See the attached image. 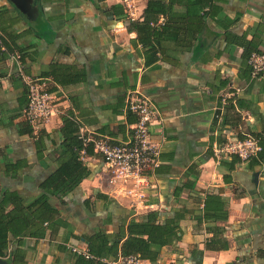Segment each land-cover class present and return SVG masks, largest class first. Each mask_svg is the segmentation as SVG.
<instances>
[{"label": "crops", "instance_id": "crops-1", "mask_svg": "<svg viewBox=\"0 0 264 264\" xmlns=\"http://www.w3.org/2000/svg\"><path fill=\"white\" fill-rule=\"evenodd\" d=\"M139 1L141 18L148 0ZM212 2L199 9L200 15L207 14L205 26L191 47L176 49L169 40L166 52L148 64L146 59L152 61V56L128 28L120 0H41L36 22L11 0H0L1 27L14 31V42L25 48L28 72L23 73L17 56L0 64V149L7 160L28 164L11 183L3 177L5 161L0 155V189L15 186L27 194L35 192L57 168L59 129L62 117L70 112L85 134L123 142L132 126L126 103L130 91L149 98L158 111L151 136L161 145L160 168L152 176L145 203L135 207L109 184L98 155L86 159L92 177L65 204L53 200L65 227L58 236L28 239V264H90L78 262L69 249L68 245H87L73 236L99 229L115 236L132 218L159 211L164 219L185 207L194 215L181 221L182 239L164 248L156 263L146 264H264V153L243 162L236 156L218 161L213 151L222 142L241 137L264 144V71L256 77L251 74L241 45L252 41L264 52V0ZM175 9L187 11L179 5ZM72 75L78 76L76 83H62ZM26 76L40 80L47 90L55 88L57 98L59 113L44 127L50 140L42 159L36 139L20 135ZM187 180L195 182L194 200L187 189L177 196ZM195 196L201 200L199 206ZM207 196L223 202L227 219L198 224L195 212L203 209ZM212 206L215 210L211 202L209 210ZM216 226L224 229L228 250L206 248Z\"/></svg>", "mask_w": 264, "mask_h": 264}, {"label": "trees", "instance_id": "trees-1", "mask_svg": "<svg viewBox=\"0 0 264 264\" xmlns=\"http://www.w3.org/2000/svg\"><path fill=\"white\" fill-rule=\"evenodd\" d=\"M212 3V0H148L141 18L129 21L125 11L123 18L127 22L128 28L137 34V42L145 50V53L151 54L152 61L146 59L149 64L158 60L159 52L161 54L166 52L165 42L169 40L174 41L176 49L191 47L205 26L204 15L207 14L200 15L199 9L210 6ZM177 5L185 7L187 11H176L175 6ZM161 17H164L165 21L159 24ZM0 32L2 34L0 37V64L17 56L23 66V73L28 75L24 67L26 63L25 48L14 42V31L9 32L0 24ZM241 45L244 47L243 57L253 75V68L249 64L250 58L254 54H263L264 52L258 50L252 41H244ZM54 78L57 79L55 75ZM77 81L78 76L72 75L62 83H76ZM54 90L55 88H52L48 92L53 93ZM26 91L28 105L27 86ZM127 113L128 123L133 125L136 122V116L128 110ZM62 123L59 129L61 144L56 149L57 168L38 183L35 192L30 191L27 194L15 186L0 189V258L7 260L9 264L29 263L25 248L28 239L40 241L46 239L48 235L58 236L59 231L65 227V223L62 221L60 211L53 204V200L65 204L66 198L94 173L92 167L86 163V159L97 154L93 144L85 145L79 138L82 127L80 122L70 112L62 117ZM20 135L36 139L37 155L42 159L50 140L45 128L42 127L36 131L28 121H25V124L21 126ZM244 139L240 138V140ZM257 140L263 147L261 155L264 153V144L259 139ZM223 144L225 142L220 145ZM0 155L4 157L5 161L2 166L3 177L11 183L16 182L22 175V171L28 166L27 162L24 160L9 161L1 149ZM192 175L194 174L192 173ZM184 189L190 191L192 200H194V195H198L194 180L184 182L178 191V198ZM98 197L107 200L104 195ZM195 198L199 206L201 200L199 196H195ZM210 202L216 206L215 210L213 206L209 210ZM203 203V209H197L195 212V220L198 224L227 219L228 213L225 212L224 204L219 198L207 196ZM190 213L194 215V211H190L186 207L179 208L174 211L172 216L163 219L159 211H150L144 219L132 218L127 225L123 224L115 236L99 229L91 235L73 237L77 240H85L88 243L90 254L96 259L116 260L119 256H137L142 260L156 263L164 248L173 247L182 239L180 223ZM210 231L213 233V237L206 242V248L208 250H228L229 243L223 238L224 229L216 226ZM75 256L78 262L101 264L96 260L86 259L76 254Z\"/></svg>", "mask_w": 264, "mask_h": 264}, {"label": "built area", "instance_id": "built-area-1", "mask_svg": "<svg viewBox=\"0 0 264 264\" xmlns=\"http://www.w3.org/2000/svg\"><path fill=\"white\" fill-rule=\"evenodd\" d=\"M129 21L138 19L139 0H120ZM256 77L264 71V53L254 54L249 61ZM28 105L24 119L38 131L45 127L50 119L59 113L57 98L49 93L40 80L26 76ZM127 110L136 116L126 141L117 142L106 136H92L80 132L79 138L85 145L93 144L95 153L102 159L104 169L111 186L131 200L135 207L145 203L152 188V176L160 167L161 145L154 142L151 127L156 121L158 111L151 100L136 91H130L126 98ZM263 150L259 141L253 137L244 140L229 141L215 147L214 156L218 161L236 156L241 161L257 157ZM73 254L86 259L96 260L101 264H146L137 256H119L116 260L96 259L88 246L68 245Z\"/></svg>", "mask_w": 264, "mask_h": 264}, {"label": "water", "instance_id": "water-1", "mask_svg": "<svg viewBox=\"0 0 264 264\" xmlns=\"http://www.w3.org/2000/svg\"><path fill=\"white\" fill-rule=\"evenodd\" d=\"M16 8L26 16L30 22H36L39 18L41 0H11ZM87 245L88 243L85 242ZM0 264H9L7 260L0 258Z\"/></svg>", "mask_w": 264, "mask_h": 264}]
</instances>
